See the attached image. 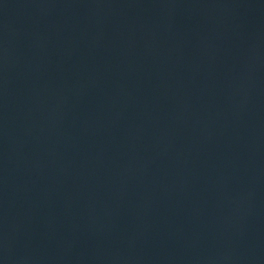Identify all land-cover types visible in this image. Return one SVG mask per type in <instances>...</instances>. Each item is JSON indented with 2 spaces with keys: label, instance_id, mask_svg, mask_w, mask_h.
Here are the masks:
<instances>
[{
  "label": "water",
  "instance_id": "95a60500",
  "mask_svg": "<svg viewBox=\"0 0 264 264\" xmlns=\"http://www.w3.org/2000/svg\"><path fill=\"white\" fill-rule=\"evenodd\" d=\"M0 264H264V0H0Z\"/></svg>",
  "mask_w": 264,
  "mask_h": 264
}]
</instances>
